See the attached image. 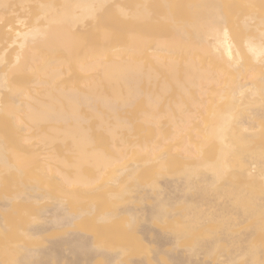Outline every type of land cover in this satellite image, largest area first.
Here are the masks:
<instances>
[{"label":"rangeland","instance_id":"rangeland-1","mask_svg":"<svg viewBox=\"0 0 264 264\" xmlns=\"http://www.w3.org/2000/svg\"><path fill=\"white\" fill-rule=\"evenodd\" d=\"M206 3L209 9L217 3V12L236 43L256 34L255 28L237 25L236 16L264 18V0ZM104 4L83 23H50L45 37L34 41L38 52L30 64L12 37L22 25L44 26V19L60 10L61 1L0 0V105L9 104L3 111L6 129L0 136L4 141L11 136L22 138L25 155L35 157L34 162L23 159V155L18 160L21 153L13 147L0 151V172H4L0 175V264H264V122L252 139L239 144L242 155L222 159L217 173L213 166L220 159L214 142L208 139L202 143L197 137L209 120L208 109L198 105L212 95L219 82L229 79L227 73L216 80L186 79L190 61L201 70L216 67L211 38L206 42L205 33L184 29L198 11H203L201 0H112ZM137 9L146 10L154 19L167 17L169 21L134 25L132 17ZM175 28H180L177 36L172 34ZM136 41L161 43L160 60L172 62L173 68L136 80L139 97L132 106L112 113L94 102L96 98L113 97V90L104 82L96 89L97 95L91 96L93 102L77 106L78 110L63 99L70 90L89 93L100 80V69L94 64L81 68L84 57L98 55L105 47L126 50ZM17 52L21 56L16 57ZM128 55L122 59H137L142 68H154L152 57ZM143 93L160 95L153 113L158 118L152 126L144 124L150 108ZM46 94L51 95L56 112L64 115L65 122L34 126L28 113L37 106L23 102ZM261 99L264 90L259 89L252 96L248 94L246 104ZM18 100L20 103L14 105ZM175 106L189 111L192 119L171 137L176 128L167 110ZM117 121L120 126L116 129ZM68 127L83 133L86 153L101 155L112 163L101 176V169L92 160H83L78 170L74 169L78 143L76 137L62 134ZM108 132L118 135L116 141ZM119 140H124L126 147L118 150ZM175 153L177 158L165 160L166 155ZM45 164L49 165L50 180L41 182L40 169ZM251 165L256 169L247 175L245 170ZM75 172L80 180L96 182L86 190L66 188L60 174L72 177ZM22 187H35L34 198L24 209H7V199ZM160 204L165 216L151 220V211ZM59 205L67 212L82 213L81 218L65 229L43 233L54 226L50 221ZM128 206L131 209L125 212ZM16 212L24 214L18 216ZM109 214L114 217L111 222ZM32 217H40L36 232L42 235L23 233ZM185 229L189 231L182 233ZM244 234L250 237L243 239ZM77 242L85 248L78 251ZM199 242L206 245L197 249ZM192 246H196L197 254ZM190 249L195 255H190Z\"/></svg>","mask_w":264,"mask_h":264},{"label":"bare ground","instance_id":"bare-ground-1","mask_svg":"<svg viewBox=\"0 0 264 264\" xmlns=\"http://www.w3.org/2000/svg\"><path fill=\"white\" fill-rule=\"evenodd\" d=\"M60 1V10L55 11L51 18L44 19V22L46 23L44 26L23 27L22 25L21 28L17 29L16 33L12 37L13 44L17 45V47L22 52H26V58L28 63L30 64L34 61L33 56H35L38 52V48L34 46V41L38 40L39 38L45 37L46 33L50 31V23L59 24L65 21L71 22L74 25L83 23L87 19L91 18V16L98 10V7L105 5L104 3L106 1L112 0ZM162 1L167 2V0ZM246 1H248V3H251L256 0ZM201 2L203 4V11H198L194 17L193 22L187 25L184 29H190L195 32L196 28L200 33H205L207 38L206 42H208V38H211L209 41V45L211 53L215 60L216 67L212 71L201 70L197 69L194 63L190 61L186 68V79H190L195 76L198 79L203 78L216 80L220 74L224 75V73H227V76L229 77V79H227L225 83L221 84V82H219V87L214 90L212 95L209 98L207 96L198 105L200 108L206 107L208 109L209 120L206 124L202 125L201 130L198 131L199 134L197 135V137H200L202 139V143H204L208 139H212V141L214 142L215 153H217L218 159H220L218 163L213 166V169H216L214 173H217V169L219 168L222 159H225L233 154L242 155V150H240L242 146L239 144H243L252 139L254 137V132L256 133V129L261 126L262 122H264V99L255 101L254 103L249 105L246 104V98L248 97V94L249 96H252L257 90H264V18H252L248 16L238 18L236 16L235 19L237 25L241 24L246 29L255 28L256 32L255 35H247L240 43H236V41L233 40L228 30L224 26L221 15L217 12V7L215 6L217 3H214L211 9H209L210 6L206 3V0H201ZM204 2L207 5L204 4ZM133 14L134 15L132 19L134 25L145 23L158 24L157 22L169 21V18L167 19V17H165V19L163 17L154 19V16L147 14L146 10L143 11L137 9L135 12H133ZM179 32L180 28H175L172 34L174 36H177ZM160 51L161 43L159 42H143V44H141L139 41H136V43L131 48L126 50L120 47H105L100 51L98 55L87 56L81 60L82 69L86 68L90 64H94L96 68L100 69L101 73L100 80L92 88L89 89V93L84 94L76 92L74 90H70L66 91L62 95V97L64 100H66L67 103L74 107L75 110H78L76 109L77 106L88 105L93 102L91 96L97 95L96 89L100 88V82H104L113 90V97H102L101 100L96 98L94 102H100L103 108L110 110L112 113H115L119 109L129 108L139 97L137 90L138 85L135 83L136 80H138L142 76L145 78L150 76L154 77L155 74H157L161 70L169 72L171 68H173L172 62H161L159 56ZM125 54H134L138 56L145 54L146 56H150L154 59V68H142L137 59L133 61L122 59ZM18 56H21L20 52L16 53V57ZM49 67H51V65H49ZM46 70L52 73L57 72V69L53 68H46ZM0 78V87H2L3 78ZM143 94L146 98V104L150 108V113H146L147 118L144 124L152 126L156 124V120L158 118V116H153V113L156 111V105L158 103L157 97L159 99L160 95H156L155 93H153L152 95L146 93ZM46 95L47 96L44 95L40 99H37L36 97H29L26 102H23V104H27V102H30L37 106L36 110H31V112L28 113V120L34 126L39 123L51 124L58 123L60 121L65 122L64 115L56 112V106L51 95ZM45 100L48 102H45ZM19 103L20 101L18 100L13 104L15 105ZM8 106L0 105V135L2 134V131L6 129V123H4V120L7 117H3V111ZM180 108L181 106H175V108L167 110V113L170 114V116H168L169 121L173 125V128H176L171 137H176L177 133L182 130V127L188 125L190 120L192 119L189 111H187L186 109L179 110ZM119 126L120 121H117L116 129ZM62 134L76 137V142L78 143L77 150L75 152L78 155L74 166V169L76 171L78 170L79 166H81V162L86 159L92 160V164H94L99 170L101 169L99 172V176L102 175V172L105 169L112 166V163H109L105 157H102L98 154L94 155L85 152L83 146L85 138L83 133H81V131L77 127H68L67 129L62 131ZM108 134L114 135L113 140L115 141L118 138V135H115V133L108 132ZM11 138L12 139L10 140L4 141L2 139V136H0V151L8 149L9 147H13L17 152L21 153L20 156H17L18 160H21L23 155V159H30L32 160L30 162H34V155H25V147L23 144H21V141L24 140L16 136H11ZM50 138L51 137H46L45 140H49ZM119 144L120 146L118 147V150L123 146L126 147V143L124 140H119ZM219 156H221L222 158H219ZM175 158H177L176 153L168 154L166 155L165 160H174ZM1 160L3 161L0 155V161ZM8 169L10 170V167H8ZM255 169L256 167L251 165V167L245 170L246 174L251 175L253 171H255ZM2 173L4 172L1 171L0 175ZM48 174L49 165L45 164L44 167L40 169L39 176L41 182L50 180ZM60 176L62 184L66 188L75 186L80 188L83 187L86 190L87 187L96 182V180H91L88 182L80 180L77 172H75L72 177L70 175L66 176L61 174ZM36 191L37 189L35 187H22L21 190H18V188H16L14 194L11 198L7 199V204H5L4 206L7 207V209L8 207H13L16 210L18 208L24 209L27 206L25 204H27L29 200L34 198ZM1 209L2 211H4V213H6V210H4L3 208ZM130 209L131 207L128 206V208L126 207L124 211L129 212ZM54 211L55 213L53 214L52 220L50 221L51 224H54V226L50 230H47L43 233L49 232L51 230H61L63 228L65 229L67 226H72L73 223L78 221V219L81 218L82 215V213L74 214L67 212V209H64L62 205L55 207ZM16 213L18 214V216L24 214L22 213L21 215H19V212ZM165 214V208L160 204L157 209L154 208L151 211L150 217L151 220H156L159 219L158 217H160L161 215L165 216ZM199 215L200 214H198V219H200L199 217H202ZM108 216L106 215V218ZM110 216L111 218L109 217L108 220L110 219L109 221L111 222V219H114V217L113 215ZM195 216L192 220L195 219ZM1 218L2 217L0 216V223L2 222ZM103 218H105V216ZM198 219L196 217V223L198 222ZM39 220L40 217H32L30 219V225H24L27 227L23 230V233L30 237L42 235L40 231L36 232L39 227L37 224V221ZM103 220L104 219H101L100 222ZM193 224L196 225L195 221ZM188 225L190 226V224H186L187 228H190ZM182 229H184V227ZM186 230L188 229H185L182 233H184ZM178 233L180 234L181 231ZM179 234L176 235V238L181 236ZM249 234L247 236H249ZM245 236V234L244 236L242 235L243 239L245 238ZM239 240L241 241V238H239ZM209 241H211L210 238L207 242ZM53 242L56 243L55 240ZM201 245L202 243H200L198 247L192 246L194 252L197 249H200L199 247H201ZM82 246V242H77L75 245L78 251L85 248ZM194 247H196L197 249H194ZM191 252H193L192 249H190V253ZM195 253H191L190 255H195Z\"/></svg>","mask_w":264,"mask_h":264}]
</instances>
